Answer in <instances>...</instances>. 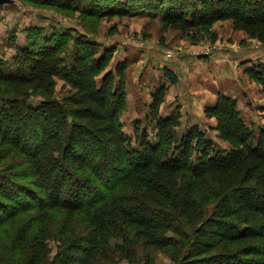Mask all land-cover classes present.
<instances>
[{
    "label": "trees",
    "instance_id": "trees-1",
    "mask_svg": "<svg viewBox=\"0 0 264 264\" xmlns=\"http://www.w3.org/2000/svg\"><path fill=\"white\" fill-rule=\"evenodd\" d=\"M161 19L165 29L182 33L231 21L235 31L264 44V0H170ZM82 28L79 38L71 32L42 35L40 48L15 57L17 73H0V138L25 157L22 178L31 180L15 184L29 200L0 194L16 200L0 213L3 253L10 245L3 227L33 209L31 222L13 235L18 253L0 256V262L44 264L51 216L58 211L67 250L59 264H153L156 249L172 250L179 264H264V125L248 123L238 99L220 93L204 114L216 121L212 130L228 148L199 125L181 135V112L161 113L170 86L179 82L165 68L169 85L154 92L150 105L154 133L145 131L134 146L121 119L129 62L109 70L115 50H101L96 32ZM246 74L264 92V62ZM58 78L64 82L60 94ZM81 215L88 227L78 235Z\"/></svg>",
    "mask_w": 264,
    "mask_h": 264
},
{
    "label": "rangeland",
    "instance_id": "rangeland-1",
    "mask_svg": "<svg viewBox=\"0 0 264 264\" xmlns=\"http://www.w3.org/2000/svg\"><path fill=\"white\" fill-rule=\"evenodd\" d=\"M48 1L0 0V73H17L20 66L15 57L22 55L25 50L35 49V45L37 47L40 44L43 45L40 40L43 37L52 39L56 34L71 32L73 36L79 38L82 36L80 33L83 31L82 27L96 32L99 38L94 40H97L96 43L102 46L101 50L114 49L116 52L109 70H115L118 65L125 61L129 62L127 70L128 105L121 119L124 124V132L132 140L134 146L138 145V141L143 137L145 131L150 136L154 133V124L150 121V105L153 101L154 92L162 84L169 85L164 76V69L170 66L175 71L170 69L171 67L170 70L180 75L177 74L178 84L170 86L168 90L165 110L168 114L172 110L169 116L176 113L177 110L181 112L182 126L178 129V132L182 135L194 126L199 118L192 115L198 111L197 114L204 123L199 126L208 133V136H213L212 129L209 128L210 131H208V127L205 125L208 124L209 119L206 118L205 114L200 115L206 105L205 102L209 101L211 97L206 91L210 81L208 84L203 79L197 81L193 75L188 74V71L194 73L197 70L194 64L186 63L185 71L179 68L176 69L173 63L174 59L179 57L182 59L185 56H190L189 54L205 59L207 62L203 67L205 72L207 70L208 72L213 71L212 68H218L216 60L223 59L225 63L221 66L222 75H230L229 77H231L234 70L240 72L245 65L249 66L250 63L261 62L249 59L252 57L251 54H255L257 51L264 53V44L256 39L249 38L244 32L235 31L231 21L218 22L211 27L189 33H182L170 28L165 29L161 16L168 9L170 0H52L73 6V8L66 6L61 8L58 4L47 3ZM82 10H94L97 13L94 16H89L82 14ZM110 10L114 11L107 14L103 13ZM51 41L47 43H51ZM258 58L256 60H260L261 57ZM244 73L243 80L246 85L245 89L248 92L245 95L248 96L241 95V97L250 96L251 99L247 100L248 103L247 101L243 102L241 110L247 122L253 120L260 127L264 125V118L261 115V112L264 111L263 87L252 81L246 71ZM211 76L216 78V74L211 73ZM56 81V91L60 94L64 82L59 78ZM179 94L183 96L182 101H176L178 100L176 96ZM185 94L194 99V105L191 108L194 112L191 116H186L182 111V106L186 107L189 102L184 97ZM4 96L5 91L0 90V98ZM39 101L38 97H34L32 100L34 103ZM176 103H181L182 106L177 107ZM247 117H251V119ZM213 122L216 121L213 120ZM261 122L262 125H258ZM13 137L14 140L16 137ZM33 141L35 140H31V142ZM215 142L222 149L228 148V144L218 139V137L215 138ZM27 168L25 157L0 138V194L14 192L17 195L16 198L20 200L28 199L25 197V190L19 191L18 187L22 184H31V180L24 181L22 178V173ZM7 181L9 184L6 183ZM9 185H13L11 191H9ZM205 197L208 200L207 196ZM90 198H93L92 195ZM15 202V199L9 200L0 197V213H3L7 206L9 207ZM32 202L34 205L37 204L36 200L35 202L32 200ZM212 203L207 205L210 210L214 207ZM29 210L33 211L32 208ZM32 211L23 214L17 222L11 221L3 227V233H10V236L6 239L8 243L10 242V251L3 253L4 244H2L0 256H12V254L18 253L15 252L13 235L20 225L31 222ZM62 223V213L53 212L50 226L52 230V237L49 240L50 253L44 264H59L61 256L67 253V250L63 249L60 243ZM87 225L86 216H79L75 225L76 234H84L87 231ZM113 242L115 240H112ZM172 253V250H154L152 252L153 264H179V262L172 259ZM138 256H140V259L146 256L141 247ZM0 264L7 263L1 261ZM122 264L128 263L123 262Z\"/></svg>",
    "mask_w": 264,
    "mask_h": 264
},
{
    "label": "crops",
    "instance_id": "crops-1",
    "mask_svg": "<svg viewBox=\"0 0 264 264\" xmlns=\"http://www.w3.org/2000/svg\"><path fill=\"white\" fill-rule=\"evenodd\" d=\"M189 55L190 56H185L182 59H180L181 57H179L177 59H174L173 63L175 65L176 69L179 68V69H182L183 71H185L184 67H186V63L194 64V65H196L197 70L194 73H191V72L188 71V74L193 75L194 79H196L197 81H199V79H203L205 81V83H207V84L210 81L208 90L206 89V91H208V94H210L211 97H210L209 101L207 100V102H205L206 105L203 107L202 112L200 113V115H204V111H205L206 107L212 106V105L215 104V102L217 101L218 96H219L220 93L225 94L227 96H231L233 98H238L239 99V108L240 109H242L241 106H242L244 101H247L248 99L249 100L251 99L250 96L246 97V98L245 97H241V95L248 96V95H245V94H248V92L245 89L246 85L244 83L243 77L245 75V73H244L245 71H247L249 68H251L252 66H254V65L258 64V63L253 62V63H250L249 66L245 65L244 67L241 68L240 72H237L236 70H234L233 74H231L232 76L229 77L230 75L229 76H223L222 75L223 73L221 71V66H223V63H225V60L217 59L216 62L218 63V65L217 64H215V65H217L218 68H215V69L212 68L213 71H209L208 72V70H207V72H205L204 68H203L204 65L207 64L205 59H202V58L200 59L198 57H195V55L194 56L191 55V54H189ZM251 56L252 57L249 58V59H255V61L264 62V53H262L261 51H257L255 54H251ZM258 57H261L260 60H256V59H259ZM155 63H158V62H155ZM170 67H169L170 69L174 70V68L172 66H170ZM211 73L212 74H216V78L214 76H211ZM178 75H180V74H178ZM162 76H163V74H162ZM174 86H176V85H174ZM184 92L188 93L187 91H184ZM176 97L178 99L176 101H182L183 100V96H181L180 94L178 96H176ZM184 97L187 98V100H189L188 105L186 107L182 106L181 103H176V105H178L177 107H181L182 106V111H183V113L186 114V116H189V115L191 116L193 114V112H194V110L191 109L192 105H194V99L191 96H189V95L187 96V94H185ZM247 103H248V101H247ZM166 106H167V104L164 103L162 105V108H161V113L165 117L169 116V114L172 111L171 110L170 113L168 114L167 110H165ZM187 109H188V111H187ZM194 109L197 111L195 106H194ZM197 113H198V111H197ZM197 113L195 112L192 115V116H195V117L199 118V119H197V122L194 125H200L201 123H203L202 119H200V116ZM261 115L264 118V111L261 112ZM243 116H244V113H243ZM247 118L251 119V117H247ZM213 120L214 119H209L208 120V124H205L208 127V131H210L209 128L212 129V128L216 127V122H213ZM254 120H256V118H254ZM251 121L252 122L248 121V123L256 125L253 120H251ZM263 121H264V119H263ZM258 125H262V122L259 123ZM189 126H191V125H189ZM212 131H213V136L211 137V139H213L215 141V138L217 137L218 132L216 130H212ZM213 137H215V138H213Z\"/></svg>",
    "mask_w": 264,
    "mask_h": 264
}]
</instances>
